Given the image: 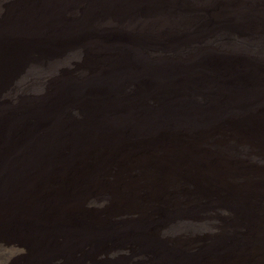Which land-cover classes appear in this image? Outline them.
<instances>
[{
    "label": "rangeland",
    "instance_id": "rangeland-1",
    "mask_svg": "<svg viewBox=\"0 0 264 264\" xmlns=\"http://www.w3.org/2000/svg\"><path fill=\"white\" fill-rule=\"evenodd\" d=\"M25 1L0 0V23ZM57 1L30 4L51 24ZM62 11L83 26L50 30L0 85L3 129L29 139L10 144L23 161L0 191V264H264V0Z\"/></svg>",
    "mask_w": 264,
    "mask_h": 264
},
{
    "label": "bare ground",
    "instance_id": "bare-ground-1",
    "mask_svg": "<svg viewBox=\"0 0 264 264\" xmlns=\"http://www.w3.org/2000/svg\"><path fill=\"white\" fill-rule=\"evenodd\" d=\"M51 1L54 0H43L44 6L49 4ZM83 1V0H71V1H64V0H58L57 4L60 5L62 8L66 5H71L73 3ZM59 7L57 11H53L54 14L57 16L56 19L52 21L51 24H48V16H42L37 11V8H33L30 4V0H26L23 2L22 6L20 7V10L12 11L10 10L8 13L11 14L14 12V16L10 15L7 16L2 20V23H0V85H2L6 78L13 72V70L19 66L23 61L25 57H28L31 53L36 52L37 50L41 52H48L49 44L43 42V38L47 35V33H52L50 30H54L53 32H57L56 36L60 33L63 34V37L68 38L69 33L71 30L78 29L83 26L84 21H74L64 20V15L62 8ZM15 9V8H14ZM89 10H92V6H89ZM28 13H30L28 15ZM25 14H27L25 16ZM21 17L23 18V21L28 24V29L31 33L28 35H31V37H28L26 39V42L24 43H15L13 40H10V33L9 31L12 30V21H14L13 18ZM20 19V18H19ZM21 20V19H20ZM52 26V27H51ZM79 30V29H78ZM27 35V36H28ZM30 41H33L30 43ZM66 42H68V39H66ZM89 111V118L91 117L92 111ZM43 118L46 117V115L40 114ZM52 115V114H50ZM50 117V116H49ZM17 123L16 120H12L9 125L14 126ZM3 125L0 122V143L2 146V143L5 142V146L1 148L0 146V191L2 190V185L9 184V180L14 176L17 175L18 172V165L23 161L20 160L18 156H15V154L12 152L14 148L11 149L10 144L14 145L17 141H28L27 138L18 139L17 137L12 138L11 134L3 129ZM43 141H46V137H42ZM20 167V166H19ZM80 170H85L88 166L86 163L80 164ZM224 181V179H222ZM47 187L50 186L54 191H56L57 196L61 195L63 190H65L66 186L62 182H58L55 184V180L48 179L46 180ZM91 182L98 183L97 180H92ZM156 182H154V185ZM225 185L222 184V186ZM221 186V187H222ZM132 194H135L132 191ZM114 199V208H118L117 205L120 204V199L117 195V193L112 194ZM68 209H70L69 216H75V213L77 212L75 207L71 206ZM28 213L32 214L33 210H29ZM79 215H82V213H79ZM2 217L4 215H1ZM87 218L92 222L96 223L98 219L94 216H87ZM6 221V219H3ZM4 221H0V230L3 229L2 224H4ZM33 232V231H32ZM33 237V236H32ZM35 238V237H33ZM7 239V238H6ZM5 239V240H6ZM4 240V241H5ZM19 240H23L20 242L22 246L29 247L28 241L24 239L23 237H20ZM7 243L13 242L12 239L8 238L6 240ZM6 243V244H7ZM9 245V244H7ZM11 249L13 250V255H15L17 252H19V246L13 247L11 245ZM11 260V258H10ZM9 260V261H10ZM9 263V262H8Z\"/></svg>",
    "mask_w": 264,
    "mask_h": 264
}]
</instances>
